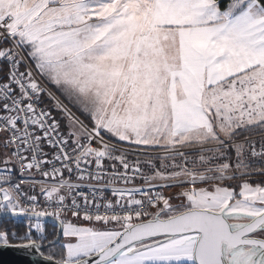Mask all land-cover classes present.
<instances>
[{
  "label": "snow or ice",
  "instance_id": "6c2138e0",
  "mask_svg": "<svg viewBox=\"0 0 264 264\" xmlns=\"http://www.w3.org/2000/svg\"><path fill=\"white\" fill-rule=\"evenodd\" d=\"M8 250L264 264V0H0Z\"/></svg>",
  "mask_w": 264,
  "mask_h": 264
},
{
  "label": "water",
  "instance_id": "95a60500",
  "mask_svg": "<svg viewBox=\"0 0 264 264\" xmlns=\"http://www.w3.org/2000/svg\"><path fill=\"white\" fill-rule=\"evenodd\" d=\"M0 264H28L22 255L11 250L0 252Z\"/></svg>",
  "mask_w": 264,
  "mask_h": 264
}]
</instances>
